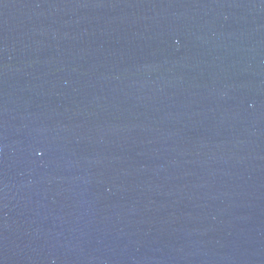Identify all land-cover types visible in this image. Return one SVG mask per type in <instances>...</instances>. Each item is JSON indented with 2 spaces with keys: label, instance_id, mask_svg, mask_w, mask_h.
<instances>
[{
  "label": "water",
  "instance_id": "water-1",
  "mask_svg": "<svg viewBox=\"0 0 264 264\" xmlns=\"http://www.w3.org/2000/svg\"><path fill=\"white\" fill-rule=\"evenodd\" d=\"M0 264H264V0H0Z\"/></svg>",
  "mask_w": 264,
  "mask_h": 264
}]
</instances>
